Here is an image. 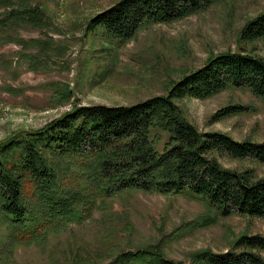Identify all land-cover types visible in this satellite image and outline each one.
I'll list each match as a JSON object with an SVG mask.
<instances>
[{"label": "rangeland", "instance_id": "374dc122", "mask_svg": "<svg viewBox=\"0 0 264 264\" xmlns=\"http://www.w3.org/2000/svg\"><path fill=\"white\" fill-rule=\"evenodd\" d=\"M30 1L45 15L43 25L0 39V144L38 131L77 106H131L164 96L212 56L246 51L264 60V40L239 41L244 24L264 13V0L226 1L174 23L147 26L124 42L105 38L100 27L87 28L119 0ZM176 104L201 132L264 142V104L245 89ZM227 106L245 110L214 120ZM166 140L161 134L159 152ZM218 161L227 169L250 170L255 180L264 178V165L255 161ZM62 180L69 188L79 184L74 173ZM98 202L80 223L47 233L45 226L31 228L34 235L42 232L35 240L31 229L0 221V264H108L123 251L151 245L170 260L193 264L190 256L197 251L239 253L244 249H234V243L240 237H264V217H220L214 208L183 196L125 191L96 207ZM252 252L264 260L263 252Z\"/></svg>", "mask_w": 264, "mask_h": 264}, {"label": "trees", "instance_id": "16d2710c", "mask_svg": "<svg viewBox=\"0 0 264 264\" xmlns=\"http://www.w3.org/2000/svg\"><path fill=\"white\" fill-rule=\"evenodd\" d=\"M226 1L119 0L94 16L87 28L100 27L102 36L113 41H130L147 26L174 23ZM44 20L30 0H0V39L25 26L39 28ZM258 40H264V13L247 21L239 33L241 42ZM229 88L245 89L264 104V60L246 51L212 56L202 68L173 83L164 96L131 106H77L38 131L0 144V221L20 231L45 226L47 233L84 221L98 199L96 207L125 191L183 196L225 218H263L264 178L255 180L250 170L224 168L218 159L264 165V142L201 132L176 104L183 98L207 99ZM244 110L227 106L213 119ZM161 134L167 140L159 152ZM71 173L79 184L65 187L62 179ZM31 231V240L43 237ZM239 248L244 251L203 250L190 257L193 264H264L260 254L252 252L264 253V237L242 236L234 243V249ZM108 264L185 263L166 258L158 245H151L123 251Z\"/></svg>", "mask_w": 264, "mask_h": 264}]
</instances>
